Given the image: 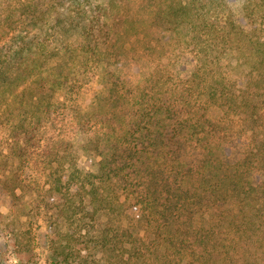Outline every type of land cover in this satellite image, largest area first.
<instances>
[{
  "label": "rangeland",
  "instance_id": "1",
  "mask_svg": "<svg viewBox=\"0 0 264 264\" xmlns=\"http://www.w3.org/2000/svg\"><path fill=\"white\" fill-rule=\"evenodd\" d=\"M104 1L92 0V4ZM81 3L86 5L85 1ZM117 3L114 9L109 8L105 19L115 24L113 31L118 34L109 32L107 45L99 44L101 52L94 58L65 50L57 41L64 39L71 49L81 37L82 24H77L79 18L72 0H0V264H65L55 258L51 247L64 243L62 233L75 227L65 215L70 214L69 209L79 199L70 191L64 196L63 185L57 192L56 179L61 175L64 179V175L54 169L66 165L68 171H74L73 168L87 171L93 163L101 161L99 156L90 157L85 147H93L97 142L101 151V146H111L114 137L128 128L135 107L132 101H139L141 95L164 96L175 102L182 100L186 87H190L194 93L190 109L196 112L202 106L208 107L205 118L212 123L221 120L217 138H207L213 156L226 154L228 161H235L247 150L249 132L243 131L236 121L232 95L258 86L251 82V66L245 62L246 55H242L244 43L240 44V51L229 50L217 27L220 29L230 19L262 40L264 0ZM28 6L38 8L36 19L27 18ZM167 19H209L216 28L209 34L201 30L194 35L183 25L173 26ZM31 23L36 24L29 35L37 34L48 51L56 50L51 66L69 76L61 89L42 96L43 105H49L46 114L43 105L33 110V114L28 111L30 92L23 93V59H17L18 48H23V34ZM198 81L207 85V91L217 93L225 85V93H232L230 107L224 111L218 104L223 99L204 98L203 90L202 94H196ZM262 97L257 112L260 125L264 126ZM23 124L28 129L35 128L28 154L26 158L16 155L12 158L9 148L13 142L23 144ZM200 144L193 148L200 149L203 145ZM186 159L193 158L190 155ZM58 210L66 213L58 215ZM104 261L98 264H107Z\"/></svg>",
  "mask_w": 264,
  "mask_h": 264
},
{
  "label": "trees",
  "instance_id": "2",
  "mask_svg": "<svg viewBox=\"0 0 264 264\" xmlns=\"http://www.w3.org/2000/svg\"><path fill=\"white\" fill-rule=\"evenodd\" d=\"M72 1L77 24H82L81 37L71 49L64 39L57 41L65 50L96 58L101 52L99 44L105 47L114 32L115 24L105 18L119 0L96 5L92 0ZM28 9L27 18L36 19L38 8ZM167 20L194 35L216 28L209 19ZM33 24L23 34L17 58L23 59V93L29 90L27 103L36 107L29 105L31 114L43 105L47 91L61 89L69 78L51 66L56 50L48 51L37 34L29 35ZM217 31L231 51H240L244 43L242 55L251 66V82L258 87L229 95L225 85L218 93L207 91L202 79L196 83V94L203 90L204 98L223 99L218 104L224 111L233 96L236 121L249 132L247 150L235 161H228L226 154L213 156L207 138H217L221 120L212 123L205 118L208 107L196 112L190 109L194 94L190 87L175 102L164 96L143 95L147 97L143 99L141 95L139 101H132L135 107L128 128L114 137L111 146L103 145L101 151L97 142L85 147L90 157L99 156L101 161L87 171H68L66 165L54 169L64 175L56 179L57 192L63 185L64 196L70 191L79 199L65 215L75 227L62 233L64 243L51 247L61 263L264 264V126L257 112L258 100L264 95V38L244 31L230 19ZM43 106L45 114L49 113V105ZM34 131L23 124V144H9L12 158H26ZM198 142L203 145L197 150L193 145ZM190 155L193 159L187 161Z\"/></svg>",
  "mask_w": 264,
  "mask_h": 264
}]
</instances>
